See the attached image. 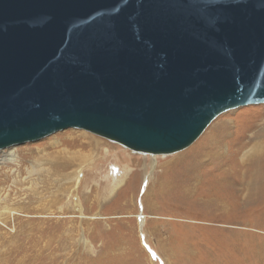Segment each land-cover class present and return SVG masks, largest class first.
<instances>
[{
  "label": "water",
  "instance_id": "water-1",
  "mask_svg": "<svg viewBox=\"0 0 264 264\" xmlns=\"http://www.w3.org/2000/svg\"><path fill=\"white\" fill-rule=\"evenodd\" d=\"M264 103V0H0V149L79 128L142 154Z\"/></svg>",
  "mask_w": 264,
  "mask_h": 264
},
{
  "label": "rangeland",
  "instance_id": "rangeland-1",
  "mask_svg": "<svg viewBox=\"0 0 264 264\" xmlns=\"http://www.w3.org/2000/svg\"><path fill=\"white\" fill-rule=\"evenodd\" d=\"M222 119L260 128L264 103L220 114L190 146L157 156L154 170L153 157L79 128L0 149V264H264V210L256 203L219 213L208 198L174 197L168 189L154 197L161 165L196 150ZM9 149L16 160L5 156ZM67 163L74 164L57 168ZM115 173L131 179L116 185ZM229 186L239 191V181Z\"/></svg>",
  "mask_w": 264,
  "mask_h": 264
},
{
  "label": "bare ground",
  "instance_id": "bare-ground-1",
  "mask_svg": "<svg viewBox=\"0 0 264 264\" xmlns=\"http://www.w3.org/2000/svg\"><path fill=\"white\" fill-rule=\"evenodd\" d=\"M254 126H256L255 123L247 125L238 120L227 119L216 123L206 133L196 150L177 155L161 165L160 175L154 181V197L158 199L168 189L169 195L174 197L208 198L210 204L213 203L219 213L227 210L229 206L246 205L248 202L256 203L264 210V126L255 129ZM83 137L88 135L83 134ZM88 138L97 141L93 137ZM130 151L133 154L153 157L155 160L151 165L153 170L157 165V156L165 157L174 154L152 155ZM6 155L12 160L17 159L13 149H9ZM73 164H58L57 168L68 170ZM67 174L64 173V175ZM146 174L148 178H152L153 173L149 175V172H146ZM112 175L117 177L112 180L116 185L123 182L127 185L131 179L123 175L118 176L116 173ZM82 176L83 173L79 171L75 176V185L81 182ZM235 181H239L240 188L239 191L236 190L234 197V194L228 191L231 190L229 185ZM76 201L80 214L84 216L78 198ZM137 217L140 229H143L147 214L142 210Z\"/></svg>",
  "mask_w": 264,
  "mask_h": 264
}]
</instances>
